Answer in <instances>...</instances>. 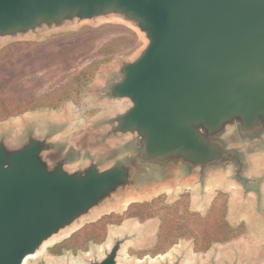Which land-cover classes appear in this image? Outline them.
<instances>
[{
    "label": "water",
    "instance_id": "water-1",
    "mask_svg": "<svg viewBox=\"0 0 264 264\" xmlns=\"http://www.w3.org/2000/svg\"><path fill=\"white\" fill-rule=\"evenodd\" d=\"M106 21L144 42L95 87L121 109L91 122L87 141L67 135L66 122L0 127V264H26L145 186L192 184L202 196L216 175L264 226V169L253 160L264 156V0H0V46ZM233 119L243 131L226 150L216 133ZM135 241L115 234L84 264H121Z\"/></svg>",
    "mask_w": 264,
    "mask_h": 264
},
{
    "label": "rangeland",
    "instance_id": "rangeland-1",
    "mask_svg": "<svg viewBox=\"0 0 264 264\" xmlns=\"http://www.w3.org/2000/svg\"><path fill=\"white\" fill-rule=\"evenodd\" d=\"M143 46L138 33L120 21L83 23L2 44L0 127L21 129L33 122L43 131L48 123L66 122L67 135L90 140L89 124L121 109L97 99L101 73ZM83 72L86 83L80 82ZM31 100L44 106L4 118L6 111ZM57 102V108L48 106ZM253 158L256 171L263 170L264 156ZM239 193L220 175L202 196L192 184L145 186L46 245L26 264H84L119 233L136 234V241L124 247L121 264H160L181 250L186 251L183 264H225L233 258L264 264V226L254 218L250 202L240 203Z\"/></svg>",
    "mask_w": 264,
    "mask_h": 264
},
{
    "label": "clouds",
    "instance_id": "clouds-1",
    "mask_svg": "<svg viewBox=\"0 0 264 264\" xmlns=\"http://www.w3.org/2000/svg\"><path fill=\"white\" fill-rule=\"evenodd\" d=\"M243 131L241 122L233 119L231 122H225L219 132L216 133V144L221 145L226 150L234 147L233 138Z\"/></svg>",
    "mask_w": 264,
    "mask_h": 264
},
{
    "label": "trees",
    "instance_id": "trees-1",
    "mask_svg": "<svg viewBox=\"0 0 264 264\" xmlns=\"http://www.w3.org/2000/svg\"><path fill=\"white\" fill-rule=\"evenodd\" d=\"M79 77H80V79H82L80 81L81 83H86V81L89 79L88 74H86L85 72L80 73ZM63 98L65 99V98H67V96H64ZM59 104H60V102H57L56 104H48V106L53 107V108H57L59 106ZM41 106H44V105L37 104L36 100H31L26 105H24L23 103H19L16 106L15 110L6 111L4 114V118H8L12 115L20 114V113L28 111V110H33V109H36V108L41 107ZM5 107H6V105H5Z\"/></svg>",
    "mask_w": 264,
    "mask_h": 264
}]
</instances>
